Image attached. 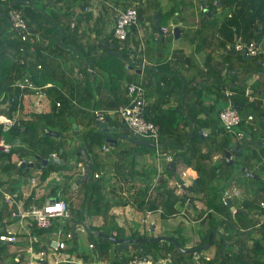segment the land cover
<instances>
[{
    "label": "trees",
    "instance_id": "16d2710c",
    "mask_svg": "<svg viewBox=\"0 0 264 264\" xmlns=\"http://www.w3.org/2000/svg\"><path fill=\"white\" fill-rule=\"evenodd\" d=\"M80 1L6 0L4 2L0 0V99L2 94H5L2 102L7 105L10 114H14L23 102L27 107L41 111V113L27 112V117L22 118V125L14 126L6 133H3L0 128V135H4L7 141H13L16 138L21 140V145L13 148L11 152H0V173L2 177H7V179L0 177L1 184H8V191L11 193H15L17 188L20 187L22 177L26 183V178H28L31 169L27 171L26 168L21 166V162H29L30 157L36 163L53 156V154H57L64 160L63 164L53 163L41 168L40 181L42 184L53 172L59 171L64 172L65 186H63V192L65 193L69 192L66 190L69 187V182L73 184L77 179L82 182L80 181L82 176L79 175V172L72 170L71 167L68 169L66 163L68 158L77 154L76 150L66 148V138L75 131L72 122V114L75 111L71 99L59 88H51L48 90L50 94L48 95L52 98V107L49 112H44L49 108V102L46 99L37 103L35 95L27 93L23 96V101L20 88L14 87V83L26 75L33 80L37 79L39 77L37 72L40 69L38 68L39 64L42 66L41 77L47 80H63L66 82L67 74L62 69L57 56H61L65 52L62 50L64 45H79L78 42L74 43V40L80 36L76 30H72L70 27L74 16L73 10L76 6H79ZM90 1L85 0V3ZM134 1L136 0H117V4L122 3L128 7H135L139 12V21H142L141 18L144 16V12H151L150 7L154 5L155 0H146L141 4V1H136L135 3L137 5L139 3L140 6L133 5ZM204 3L205 0H201L199 6ZM159 5L161 4L158 3V6L156 4L158 8L156 12H161V27L168 25L169 20H177V23L185 20L184 17L181 20L177 18L182 11L179 9V13L176 12L178 8L176 0L171 2L167 10H161ZM11 6L23 10L28 25L34 33L31 40L23 41L20 36L11 31L7 17V10ZM62 7H64L63 10ZM206 7L209 8L210 12L220 8L224 17L217 22L216 14L208 17L201 10L202 16L196 24L198 27L192 35L187 37L196 43L198 52L205 53L204 68L199 70L198 73L201 80L199 79L198 85L195 87L189 88L186 84L185 92L182 94L183 81L177 75L167 71L168 69L165 67L163 69L165 76L161 79L163 86H160L161 80L159 79H157L156 86L164 94H167V91L172 92V94L178 91L180 93L179 104L176 109L170 110L168 113L161 110L157 119L145 115L148 120L160 125V141L163 150L173 155L174 166H170L169 163L166 168L169 176L175 177L180 182L182 173L187 168H193L197 175L186 186V189L180 184V193L177 192L179 189L178 184L168 187L166 186L167 180H162L161 188H158L157 192L162 197V201L156 203V199L152 198L149 202H142L141 204H143V209L151 211L161 208L163 211L162 217L165 219L177 215L184 205L196 208L198 203L202 204L203 213H201V216L204 218L203 223L206 231L203 234L201 246L210 243L215 252L209 260L204 256L196 258L195 253H186L171 241H156L132 244V248L135 250L133 255L147 254L155 261L168 259L170 264H196L197 261H202L205 264H231V260H233V264H264V221L253 223L254 214L249 208L254 204L250 206L251 202L245 203L243 208L237 207L240 209L239 212L232 211L231 207L234 204L231 198L230 204L226 202L225 192L227 189L221 185L223 176H231V167L234 164L229 165L227 163L224 151L231 150L234 146H238L239 149L234 151L232 156H245L246 164L243 167L251 168V162H255V172L258 178L252 177V179L256 180L257 183H264L262 179L264 174V98L262 97L264 93V0H208ZM164 18L167 21H164ZM42 19L52 26H56L59 30V36L52 39L46 38V35L40 32ZM64 24H67V26L65 27ZM153 28L154 30L157 28L156 20L153 21ZM168 31L171 30L168 28ZM36 32L41 33L42 40L36 38ZM111 34L112 41L117 45V48L127 44L130 38L129 34L128 39L121 42L115 38L113 30ZM166 40H168L167 36ZM43 41L48 44L44 46ZM239 41L248 44L254 43L257 48L261 49L260 54L254 56L253 61L246 60L241 52H237L235 55L229 54L228 44L233 46ZM45 49H49L50 52L48 54L43 53L42 50ZM91 49H93L91 46L81 47L80 51L83 60L89 63L88 66L98 68L105 74H110L111 79H117L115 77H118V75L103 66V63H110L111 59L117 56L104 53L98 59L90 52L91 56L89 57L88 51ZM85 50L87 54H84ZM217 54H219V58L216 57ZM255 60H259L260 63L255 64ZM83 71L88 80L93 79V74L87 73V69H83ZM229 71L234 72L232 78L228 77ZM253 76H257V78L250 83L249 79ZM150 83L153 84L152 78H150ZM201 88H208V94L213 97L214 102L207 111L195 112L194 109L190 108L193 104L188 99L199 92L198 103L194 105L200 106L204 101L202 92L205 91H200ZM227 89L232 90L231 96L226 95ZM258 90H261V92L258 93ZM126 92L128 97L126 102H115L106 109H117L120 105L130 104L131 97L128 95L127 88ZM57 102H60V106H57ZM228 102H232L237 107L239 114L244 109L248 110V115L247 113L240 115L242 121L238 129L243 130L245 135L239 140L226 131L220 119V113ZM3 111L5 110L0 112ZM80 113L88 115L89 111L80 110ZM200 113H204L205 117H199ZM93 116L92 113L91 117ZM112 118H109V122H112ZM51 130L60 132V136L51 135L49 133ZM203 130L207 131L206 136L203 134ZM133 136L131 139L124 140L131 147L124 148L122 144L119 147V142L115 149L117 148L124 153L130 152L138 146H143L153 153L155 149L153 144H137L134 138L136 140L141 138L134 134ZM82 139L87 143L86 152L92 154L95 171L87 183H82L85 188V196L81 209L77 211L78 220H86L87 215L102 214L106 217L110 204L106 202V196L103 192L105 178L103 176L95 177L94 174L99 169L102 145L104 143H106L105 145L110 144L106 141V135L103 132L94 129L88 130ZM245 152H247V155H245ZM218 155L220 156L219 162L216 160ZM81 162H84V160L82 156H78L76 167ZM68 171H71V173ZM14 173L17 174L15 178L13 177ZM58 187L55 185L51 188V195L58 196ZM34 196V194H31L26 199V207L32 203L29 202L34 199ZM18 198L21 199V196L18 195ZM45 199L46 197L40 201L43 202ZM261 202H264V200L260 201V207ZM261 213L264 215V208ZM9 216L10 206L0 201V234L5 232L7 225L13 221L12 218H9L5 224V220ZM49 229L51 228H39L34 225L32 233L39 238L41 243ZM90 230H92L91 235L96 238L95 246L99 255L102 256L101 258H103V254L106 255V264H129L133 255H117L116 259L110 261L108 245L113 242L108 238L97 235L102 231L101 227H91ZM18 237L19 241L15 244L23 241L25 244H21L14 251H11L10 243H0V264H25L29 254L37 255L38 260L35 262L39 261L40 243L35 244L33 252L29 253L25 234H19ZM132 237L137 236L132 235ZM173 237L182 247L185 246V243L180 241L176 235H173ZM68 244L70 253L76 252L77 257L85 263L95 260L94 255L89 254V251L81 250L76 237ZM46 263L50 264L47 258Z\"/></svg>",
    "mask_w": 264,
    "mask_h": 264
},
{
    "label": "crops",
    "instance_id": "0c3cea01",
    "mask_svg": "<svg viewBox=\"0 0 264 264\" xmlns=\"http://www.w3.org/2000/svg\"><path fill=\"white\" fill-rule=\"evenodd\" d=\"M84 3L85 0H81L79 6L74 8V16L70 27L72 30H76L77 34L80 36L74 40V43L78 42L79 45L69 46L66 44L62 48V50L65 51L63 55L57 56L61 62L62 69L67 74L66 82L63 80H47L41 77L42 69L40 68L37 71L39 77L34 81L39 86H49L43 88L40 93L43 94L41 98H38L36 94L31 93L32 95H35L37 103L41 102L43 99H46V101L49 102V108L44 112H49L52 107V98L49 97L50 94L48 93V90L51 88H59L71 99L75 111V113L72 114L73 127L75 129V125H77L78 128L73 132L76 135L74 138H66V146L69 150L74 149L77 152L80 147H83L85 141L82 138L88 130L94 129L103 132V129L97 126L100 122H97L94 116L91 117L93 110L109 108L111 105L115 104V102L119 101L126 102L128 98L126 88L130 83H141L139 81L142 80L143 85L146 88V107L144 109V115L157 119L159 118L158 114L161 110H165L168 113V111L176 109L180 101V93L175 91V93L172 94V92L167 91V94H164L156 86L157 79L161 80L162 77L165 76L163 69L167 67V71L177 75L183 81L182 94H184L186 84H188L189 88L195 87L198 85L197 82L199 79L201 80V78L198 77V73L199 70L204 68L205 57V53L198 52L196 43L187 38L194 33L198 25L187 24L183 21L177 23V20L175 21L181 28L179 38H187L189 42L188 46H182L181 43L178 42L179 39L175 37V42H168L166 38L163 40L161 37H156L155 33L157 30H154L153 25H151L152 28H139L138 23L134 28L131 27L132 32H130L128 43L123 44L120 48H113V37L112 34L110 36L108 35V27H110L112 33L117 15L128 6L124 5L118 7V5L122 3H112V0H91L89 3H85V5ZM63 9L64 7H62V10ZM141 20H144V16ZM170 24L172 25V20ZM64 25L65 27L67 26V24ZM171 25L168 24L162 26V30L163 27H167L173 33V25L172 27ZM40 30V32H43L48 39L59 36V30L56 26H52L45 22L44 19L41 21ZM40 32H36V35H39V39L42 40ZM169 32L170 31L164 34L167 36ZM151 35L155 40L154 44L150 43ZM107 41L111 42L109 46L106 45ZM59 42H61V40H59ZM43 44L45 46L48 43L43 41ZM88 46H91V48L93 47V49L88 51L89 57L91 56L90 52H92V55H95L98 59H100L104 53H106V55L114 54L117 56L113 57L110 63H103L105 69H111L116 75H118V77H115L117 79H111L110 74H105L98 68L96 69L88 66L89 63H86L83 60L82 53L80 52L81 47L85 48ZM144 49L145 51L147 50L145 53L143 52ZM42 52L48 54L50 51L49 49H45L42 50ZM84 54H87L86 50L84 51ZM216 57L219 58V54H217ZM130 62L134 65V68L128 67ZM83 69H87V73L93 74V79L88 80ZM230 73L231 71H229L228 74L229 78ZM150 78L153 79V84L150 83ZM256 78L257 76H253L249 79V82L251 83ZM160 86H163L162 80ZM200 91H203L202 95L204 96V101L200 106L194 105L198 103L199 92L188 99V101L193 104H190V108L194 109L195 112L207 111L214 102L213 97L208 94V88H201ZM80 110L89 111V114L85 115L84 113H80ZM27 112L41 113L40 110H34L31 107L26 106V111L22 117L26 118ZM246 113L248 115V112ZM199 117L204 118L205 114L200 113ZM119 119L121 118L113 117L112 122H108L111 129L110 133L113 134V138L117 139V143H113L109 151L103 149L106 143L102 145V149L100 150L101 161L99 162V169H97V173L100 174V177L103 176V178H105L103 192L106 196V202L110 204L109 212L106 214V217L102 214L93 216L87 215L86 220H78L77 211L81 209V204L85 196V188L83 187L82 191H76L78 186L83 183L79 182L77 179L76 182H73V184L77 185L74 189L75 191L66 193L67 200H64L69 203L71 217L65 222L66 225H60L59 230L64 233L72 232L77 240L79 239L77 232H82L91 236V227H101L102 231L100 232L113 233L115 236L120 235L119 238H145L156 236L173 237V235H176L180 241L185 243L183 248H198V254L209 260L213 256L215 250L211 249V252L209 253L201 252V250H207L211 247V244L206 249L204 247L205 245L201 246L203 242V234L206 231L203 223L204 218L201 216V213H203L202 204L197 202L198 204L196 205V208L184 205L180 208L177 215L166 219L162 217L163 211L161 208L153 211L143 209L142 202L147 203L152 198L156 199V203L162 201V197L157 193L158 188H161L160 184L162 180H167L166 186L168 187L175 186L178 183L180 184V182H178L175 177H170L166 172L168 163L162 158L157 160L155 154L151 153L147 148L138 146L132 151L124 153L117 148L115 149L119 142V147H121V144L124 145V148L131 147V145L124 140L134 137L130 130L128 133L125 132V126L122 123V119L121 121H119ZM134 140L137 144L151 143L144 139L136 140L134 138ZM110 152L112 153L109 154ZM87 156L93 162L92 154L87 153ZM77 157V154L70 157L71 164H75ZM216 158L219 162L220 156L218 155ZM30 161H32L31 157ZM80 164L81 163H79L77 167L75 166L74 170L78 171L79 175L82 176L80 173ZM250 169L252 172L251 175L254 174L253 177L258 178V175L255 172L256 168ZM38 170L41 174V169ZM68 172L70 173L71 171ZM184 172H186V175L183 176L182 173V180H184L185 185L188 186L192 182V179L197 175V172L193 168H187ZM158 175L160 177L157 180ZM16 176L17 174L14 173L13 177L15 178ZM0 177H2L1 174ZM186 177H191L192 179L187 182ZM2 178L7 179V177L4 178V176ZM32 180L35 182H32ZM49 181L52 187L56 185L59 186L57 190H62L60 186L64 184L65 177L63 176L62 178L58 172H53L46 182L42 184V187H40L38 178L36 176H31V183L20 185L16 193L21 196V200H24V202H26L29 195L34 194V199L29 203L41 202L40 200L44 197H46V199H60L58 191V196L55 197L51 195L50 190L52 187H49ZM3 187L8 190V184L3 185ZM177 192L180 193L181 189H178ZM228 195L230 194L226 191V196ZM228 197L230 198V196ZM235 207L237 208V206ZM262 207L264 208V206ZM192 209L194 210L193 212ZM148 211H151L152 213L147 218ZM169 221L172 222V224H170ZM66 226H68V228H66ZM78 227H82L83 230H79ZM158 229L160 231H158L157 234L152 233ZM132 235H136L137 237H132ZM49 238H51V236L47 233L43 240H49ZM23 242H21V244H25ZM91 243L94 244V248H90ZM113 244L116 245V248L113 249L114 251L110 250ZM132 244L134 243H131L128 249L122 251L124 249H119L117 243H110L108 245L109 258H111V252L115 259L117 258V255L132 256L135 253ZM88 245V250L86 251H89V254L91 255L93 254L95 258V260L90 263H85L83 260L79 259L76 252L70 253V246L66 250L59 251L62 252L61 254H63V256L67 254L69 257H66L71 258L76 264H92L93 262H102L106 264V255L103 254V258H101L102 256L99 255L97 247L95 246V239L91 240ZM14 250L15 249L12 247L11 251ZM160 261L163 264H170L168 259H160ZM196 264L205 263L197 261Z\"/></svg>",
    "mask_w": 264,
    "mask_h": 264
},
{
    "label": "built area",
    "instance_id": "2783aa9c",
    "mask_svg": "<svg viewBox=\"0 0 264 264\" xmlns=\"http://www.w3.org/2000/svg\"><path fill=\"white\" fill-rule=\"evenodd\" d=\"M6 1V0H1ZM7 17L10 22L11 31L20 36L23 41L31 40L33 36V30L28 25V21L24 15L23 10L10 7L7 10ZM139 22V12L135 7H128L125 10L119 12L116 17V21L113 26V33L117 40L123 42L128 39L130 34L129 29L133 25H137ZM164 33L168 31L167 27H163ZM36 38L39 39V35H36ZM235 50L241 52L246 51V54L251 55L252 57L258 56L261 52L260 48H257L254 43H244L242 41L234 44ZM228 50L232 48V45L227 46ZM38 68H42L39 64ZM234 73L231 71L230 77L232 78ZM49 85L39 86L35 81L28 75L17 80L14 83V87H18L21 90V98L24 101L23 96L27 93H34L36 95L40 94L44 87ZM128 95L131 97V103L128 105H120L117 109H95L93 110L94 117L97 122H106L110 117H120L122 120H125V123L129 130L141 139L150 141L156 152L157 160L161 158L165 162L172 163L173 155L165 152L163 150L162 143L160 141V125L155 122L148 120L144 115V109L146 107V88L142 83L133 82L127 85ZM232 90L227 89L226 95L231 96ZM5 94H2L0 99V128L3 133H6L11 130L14 126L22 125V117L26 111V106L24 102L17 108L14 114L9 113V109L5 103L2 102ZM20 98V99H21ZM57 106H60V102H57ZM220 119L226 131L232 134L235 139H241L244 137L245 132L238 129L241 124V116L238 109L234 106L232 102L224 107L220 113ZM203 134L206 136L207 132L203 130ZM21 145V140L16 138L13 141H7L4 135H0V152L9 153L16 146ZM111 145H104L103 149L109 151ZM57 156V154H53ZM23 162V161H22ZM26 162V161H25ZM87 167L84 162L80 164V172L82 176L86 173ZM93 174V173H92ZM91 174V175H92ZM252 174L251 170L247 172V175ZM90 175V176H91ZM186 175V172H183V176ZM95 177H100L99 173L94 174ZM160 176L158 175L157 180ZM32 182H35L32 180ZM156 184V183H155ZM155 186V185H154ZM153 186V187H154ZM179 189H181L180 184L178 183ZM236 190V189H235ZM18 193H11L6 190L3 185L0 183V201L6 205L10 206V216L16 221L17 227H13L12 224L7 225L6 231L0 234V243H10L14 245L19 241V234H25L28 245V252L32 253L34 250L35 244H39V238L36 235H33L32 228L36 225L39 228H51L53 226L54 218H65L69 219L71 217V212L69 209V203L62 199L57 198H48L43 202H32L28 207L25 206L24 200L18 198ZM230 196V195H228ZM264 206V203H261ZM151 211L147 212V218L151 215ZM19 223V225H18ZM79 230H83L82 227H78ZM65 234L63 239L55 240L57 246L54 247L56 250H66L69 246V241L73 240L74 236L72 232L64 233L61 230H58L57 235ZM53 240H43L40 243L41 251L39 253V261L36 263L34 261L33 254L27 256L25 264H44L46 263V250L50 245L52 247ZM43 245L46 248H43ZM90 248H94V244H90ZM19 260V258H17ZM65 263H73L71 258L64 259ZM92 264H104L102 262H93ZM129 264H163L160 260L155 261L151 256L147 254L142 255H133Z\"/></svg>",
    "mask_w": 264,
    "mask_h": 264
},
{
    "label": "rangeland",
    "instance_id": "374dc122",
    "mask_svg": "<svg viewBox=\"0 0 264 264\" xmlns=\"http://www.w3.org/2000/svg\"><path fill=\"white\" fill-rule=\"evenodd\" d=\"M136 1L137 2L141 1L140 2V4H141V3H143L146 0H136ZM136 1L133 2V5L140 6L139 3H138V5H137V3H135ZM172 1L173 0H155L154 1L155 2L154 5H152V7H150L151 8V12L150 11L149 12H147V11L144 12V20L143 21H139V28L140 27L152 28L151 25H153V21H155L154 20L155 14L157 12H160V11L156 12V10H158V8H157L158 3L161 4V5H159L161 10H167L168 6L171 5ZM176 1L178 2V8H177L176 12L179 13L178 12L179 9H180V11H182V13L179 14V15L181 17H184V19H185V20H183L184 23H189L191 25H196L199 22V20H200V18L202 16L201 9H200V6H199L201 0H176ZM112 3H117V0H113ZM156 4H157V6H156ZM221 12H222V10L219 8L217 14L215 15L217 22L224 17L223 16L224 14H222ZM164 21H167V19L164 18ZM170 22H171V20L168 21L169 25H171ZM171 27H172V25H171ZM110 30H111L110 27H108L107 33H108L109 36L111 35V31ZM129 31L132 32V29L130 28ZM167 37H168V42H171V41L175 42L174 35H173V33L171 31L168 33ZM178 39H179L178 42L181 43L182 46H188L189 42H188L187 38L180 37ZM150 43L151 44L155 43V40H154L152 35L150 37ZM146 51H145V49L143 50L144 53ZM139 82H142V80H140ZM240 112H241L240 115H243L244 113L248 112V110L244 109V111L242 110ZM119 121H121V119H119ZM256 126H258V124H256ZM75 136L76 135L74 133H71L68 137L69 138H74ZM66 148L68 149V147H66ZM111 153L112 152H110L109 154H111ZM153 154H155V156H156L155 149L153 151ZM245 155H247V152H245ZM244 157L245 156L236 157L235 155H233L234 164L231 167L232 174H231V176H227V177L223 176L222 179H221V185L226 187L228 193L230 194V198H231L234 206H237V207L241 208V207L244 206L245 203L248 204V202H251L250 206H252L254 204V206L249 208L251 210L252 214H254L253 223L262 222V221H264V215L261 214V211H262L263 207L262 206L260 207L259 203H260L261 200H264V183H261V182L257 183V181L253 180L252 177L249 178L248 175H247L248 171L242 172V168L246 164V160H245ZM66 163H67V168L68 169L71 167V169L73 170L75 168V166H76L75 165L76 162H75V164H71L70 158L67 159ZM254 163L255 162H251V165H252L251 168L252 169H255ZM58 174L63 178V176H64V172L63 171H59ZM31 176H36L38 178V183H40L39 184L40 187H42V183L40 181V173H39V170L36 167H32L31 168L30 174H29L28 178H26L27 179L26 183L23 181V177L21 178L20 185L30 184L31 183ZM262 177H263L262 179L264 180V174L262 175ZM191 179H192L191 177H186V181L187 182H189ZM48 184H50V181H49ZM68 185H69V187L66 186L67 187L66 190H68L69 192L75 191L74 190L75 189L74 188L75 184H72V182H69ZM62 186H60V187L63 190L64 188ZM49 187L50 188L52 187L51 184H50ZM83 187L84 186L82 184H80L76 191H82ZM17 189H19V187ZM62 190H57L58 193H59V198L63 199V200H67L66 193L63 192ZM193 211L194 210L192 209V212ZM67 221H68V219H65V218H54L53 219V226L51 227V229H49L47 231V233L49 234V236H51V239L53 241L58 240V239H63L65 237V234L56 235V232L59 230L60 225H66L65 222H67ZM10 223L12 224L13 227H17V224H16L15 220H13ZM169 223L172 224V222H170V221H169ZM18 225H19V223H18ZM66 228H68V226H66ZM103 228H105V227H103ZM158 231H160V230L158 229L157 231H154L152 233L153 234H157ZM77 233L79 235L78 243H79V246H80L81 250H88L89 242L91 240L96 239V238L94 236H92V235L90 236V235L84 234L82 232H77ZM207 244L208 243H206V245ZM10 246H11V248L13 247V249L16 250L18 247L21 246V243L10 245ZM115 248H116V245L113 244L112 247L110 248V250L114 251L113 249H115ZM211 249H213V248L210 247L207 250H201V252L202 253H209V252H211ZM122 251H125V249L122 250ZM61 253H62L61 251L56 250L54 247H51L49 245L47 250H46V258L48 259L50 264L65 263L64 259H66L69 256H67V254L65 256H63V254H61ZM114 259H115L114 255H112V252H111V258L109 260L112 261ZM37 260H38V257H37V255H35L34 256V261H37Z\"/></svg>",
    "mask_w": 264,
    "mask_h": 264
},
{
    "label": "water",
    "instance_id": "95a60500",
    "mask_svg": "<svg viewBox=\"0 0 264 264\" xmlns=\"http://www.w3.org/2000/svg\"><path fill=\"white\" fill-rule=\"evenodd\" d=\"M208 4V0H205V3L202 4V7H204V13L207 14V16L211 17L213 14H217V11H213V12H210L209 8L206 7V5ZM178 15V14H177ZM178 19H181V16L178 15L177 16ZM142 19V18H141ZM156 20V33H155V36L156 37H161L163 40H165L166 38V35L164 34V31L162 30V27H161V12H157L155 14V18ZM172 25H173V35L175 38H179L180 36V31H181V28L180 26L176 23L175 20H172ZM111 44L110 41H107L106 42V45L109 46ZM104 46V45H103ZM117 45L114 43L113 44V48H116ZM115 52V51H113ZM228 53L231 54V55H235L236 54V50H235V46L233 45L231 49L228 50ZM241 54L245 56L246 60L248 61H253V57L249 54H246V51L243 50L241 51ZM255 64H259L260 61L259 60H255L254 61ZM129 68H134V65L130 62V65L128 66ZM140 70V69H139ZM137 70V71H139ZM261 90H258V93H260ZM262 97L264 98V93L262 94ZM237 108V107H236ZM108 122H109V119H107L106 122H102V123H99L97 124V126H99L100 128L103 129V133L106 135V141L112 146L113 143H117V139L113 138V134L110 133V126L108 125ZM122 123L124 124L125 126V132L128 133L129 132V128L127 127L126 123H125V120H122ZM78 128L77 125H75V129ZM27 131V128L25 129ZM49 133L51 135H54V136H57L59 137L60 136V132L58 131H49ZM152 144V143H150ZM86 149H87V143H84L83 147H80L78 152H77V155L78 156H82L83 160H84V163L87 167V171L86 173L81 177L80 181H82L83 183H87L89 178H90V175L92 173H94L95 171V167H94V164L93 162L89 159V157L87 156V152H86ZM239 149L238 146H234L231 150H225L224 151V157L227 161V163L229 165L233 164L234 163V159H233V156H232V153L234 151H237ZM63 151V149L61 150V152ZM53 163H58V164H63L64 163V160L61 159L59 156H51L49 158H46V159H42L39 163H36L34 161H29V162H21V166L23 168H26L27 171L30 170V168L32 167H36L38 169H41L42 167H46L48 166L49 164H53ZM170 166H174V163H170ZM242 171H250V168L249 167H243L242 168ZM254 175V174H253ZM180 184L186 189V185L184 183V180H181L180 181ZM77 185L75 184L74 185V188H76ZM225 195H226V192H225ZM226 202L228 204H230V198L228 196H226ZM231 210L232 211H235V212H239L240 209L236 208L235 206H232L231 207ZM98 236L100 237H105V238H108L110 239L111 241L119 244V249H125V248H128L130 246L131 243H140V242H156V241H171L173 242L174 244H177L179 246V248H181L184 252L186 253H192L194 252L195 253V257L198 258L200 255L198 254V248L197 249H186V248H183L180 243H178V241L173 238V237H170V236H156V237H145V238H119V237H116L113 233H104V232H100L98 233ZM52 246L53 247H56L57 246V242L56 241H52L51 242ZM210 245V243H208L207 245H205V249L208 248ZM43 248H46V246H43ZM44 264H47V263H44ZM73 264H76L75 262H73ZM231 264H233V260H231Z\"/></svg>",
    "mask_w": 264,
    "mask_h": 264
},
{
    "label": "flooded vegetation",
    "instance_id": "af4514ba",
    "mask_svg": "<svg viewBox=\"0 0 264 264\" xmlns=\"http://www.w3.org/2000/svg\"><path fill=\"white\" fill-rule=\"evenodd\" d=\"M207 5H208V4H207ZM207 5H206V6H207ZM122 6H124V4H120V5H118V7H122ZM200 9H201V10H203V12H204V7H202V4H201V6H200ZM214 11H217V12H218V10H217V9H216V10H214ZM236 53H237V51H236ZM248 177H250V178H251V177H253V175H250V176H248Z\"/></svg>",
    "mask_w": 264,
    "mask_h": 264
},
{
    "label": "bare ground",
    "instance_id": "6f19581e",
    "mask_svg": "<svg viewBox=\"0 0 264 264\" xmlns=\"http://www.w3.org/2000/svg\"><path fill=\"white\" fill-rule=\"evenodd\" d=\"M38 98H41L43 96V94H38L36 95ZM25 105V104H24ZM26 106V105H25Z\"/></svg>",
    "mask_w": 264,
    "mask_h": 264
}]
</instances>
